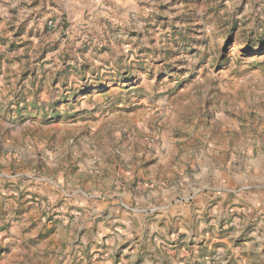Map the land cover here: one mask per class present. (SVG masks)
<instances>
[{
    "label": "rangeland",
    "instance_id": "obj_1",
    "mask_svg": "<svg viewBox=\"0 0 264 264\" xmlns=\"http://www.w3.org/2000/svg\"><path fill=\"white\" fill-rule=\"evenodd\" d=\"M66 1L0 0V264H264V0Z\"/></svg>",
    "mask_w": 264,
    "mask_h": 264
},
{
    "label": "crops",
    "instance_id": "obj_2",
    "mask_svg": "<svg viewBox=\"0 0 264 264\" xmlns=\"http://www.w3.org/2000/svg\"><path fill=\"white\" fill-rule=\"evenodd\" d=\"M87 2L88 3H86L85 0H67L65 4L62 6L60 4H57V7L60 11L65 13V15H67V18L71 21L76 19L78 20L80 18L82 19V17L86 13L90 12L94 15L93 19H95L98 24H101L103 21H106L107 18H116L122 20L125 16V13H127L130 8L129 1L127 0H90ZM88 196L89 194H83V197L86 199H89ZM129 211L133 212L134 214L141 212L136 209L133 210L130 209ZM181 214H183L182 211ZM127 220L130 221L131 218H127ZM106 227H107L106 224H102V225L97 224V226L94 227L92 230L82 235L83 238L84 236L86 237V242L90 243L91 248L92 246H95L91 242L97 241L99 238H101L104 235L102 231L107 230ZM82 231H84L83 224L78 226L77 236H79L82 233ZM116 238H118L121 243V241H123L122 233L120 235H116ZM116 238L111 237L109 240L112 242L113 240L115 241ZM101 264H107V263L105 262Z\"/></svg>",
    "mask_w": 264,
    "mask_h": 264
}]
</instances>
